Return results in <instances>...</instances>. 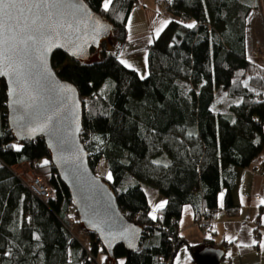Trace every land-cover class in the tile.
<instances>
[{
  "label": "trees",
  "instance_id": "16d2710c",
  "mask_svg": "<svg viewBox=\"0 0 264 264\" xmlns=\"http://www.w3.org/2000/svg\"><path fill=\"white\" fill-rule=\"evenodd\" d=\"M83 1L111 25L110 38L85 62L56 51L51 66L76 88L89 166L95 171L106 161L111 179L104 181L124 217L142 229L141 241L129 254L117 245L109 257L97 237L80 227L75 211L89 245L69 232V191L42 139H14L0 79V264H167L186 244L177 234L182 207H192L196 222L209 219L223 193V208L234 209L238 170L264 147V100L244 85L264 92V66L246 54L248 17L256 7L253 0H169L167 13L180 21H170L152 40L149 73L142 78L112 54L127 39L136 0H112L107 11L104 0ZM187 21L195 26L186 27ZM218 88L242 100L230 114L210 110ZM23 162L45 177L54 198L42 202L21 183L12 168ZM144 186L167 201L155 220Z\"/></svg>",
  "mask_w": 264,
  "mask_h": 264
},
{
  "label": "water",
  "instance_id": "95a60500",
  "mask_svg": "<svg viewBox=\"0 0 264 264\" xmlns=\"http://www.w3.org/2000/svg\"><path fill=\"white\" fill-rule=\"evenodd\" d=\"M52 10L58 24H72L67 30L57 25L60 35L54 38L61 46L52 47L43 61L39 47L23 56L26 85L19 86L17 97L10 95L17 83L11 74L0 75L6 86L8 128L18 142L44 141L50 163L69 191L80 227L97 237L109 257L120 244L129 254L138 248L142 229L124 217L113 191L90 168L88 154L80 141L81 99L76 88L62 81L51 66V56L56 51L76 61H88L91 51L98 50L110 38L111 25L83 0H58ZM33 96L38 97L35 103ZM14 100L20 103L14 104ZM49 116L52 120L45 124ZM195 258L197 264H218L221 254L219 250L206 249Z\"/></svg>",
  "mask_w": 264,
  "mask_h": 264
},
{
  "label": "crops",
  "instance_id": "0c3cea01",
  "mask_svg": "<svg viewBox=\"0 0 264 264\" xmlns=\"http://www.w3.org/2000/svg\"><path fill=\"white\" fill-rule=\"evenodd\" d=\"M172 20L180 21L170 13L161 11L160 0H136L127 21V39L117 55L119 61H125L131 65L127 68L135 70L140 76L138 64L135 62L146 64L147 51L152 40ZM188 24L195 25V22H185V25ZM252 25L256 29L255 20H252ZM254 37L255 35L252 37L253 41L248 39L246 29L247 55L251 54ZM122 64L125 66L124 63ZM146 71L148 73L147 67ZM244 85L257 92L260 99L264 100V92L249 87L247 81ZM241 101L240 97L229 98L222 88H218L210 110L214 114H230V107L239 105ZM262 130L264 135V121ZM104 163L105 170L109 173L106 161ZM143 190L150 206L151 216V202L157 200V193H155L157 191L149 187ZM221 194L223 195L220 193L217 197L218 208L210 218L212 223L207 230L203 231L199 228L190 205L182 207L181 216L177 222V234L186 244L176 250L171 264H197L195 255L206 249L219 250L221 259L218 264H264V248L259 246V242L264 239V204L261 203V200H264V147L249 166L238 170L237 183L232 191L234 209L227 211L223 208ZM75 230L79 241L87 244L85 241L89 239L88 236L79 229L75 228ZM226 237L234 239L229 242ZM205 239H210V243H204ZM253 240L257 241L256 245L241 246L242 244L251 245ZM121 261L124 262L123 259Z\"/></svg>",
  "mask_w": 264,
  "mask_h": 264
},
{
  "label": "snow or ice",
  "instance_id": "6c2138e0",
  "mask_svg": "<svg viewBox=\"0 0 264 264\" xmlns=\"http://www.w3.org/2000/svg\"><path fill=\"white\" fill-rule=\"evenodd\" d=\"M58 0H0V75H10L17 82L11 88L10 95L17 97L19 95L18 88L23 83L26 85L25 76V60L23 56L28 52L36 51L37 47L41 51L40 59L43 61L45 56L52 47L61 46L55 42V36H59L57 25L65 30L72 28V24L67 25L59 23L54 19L55 13L52 9L56 7ZM112 0H104V10L107 11ZM186 27H194V24L185 25ZM159 35V33H157ZM75 54V53H73ZM126 67H131L125 61H121ZM72 91L71 88L67 89ZM38 97L33 96L35 101ZM14 104L20 103L14 100ZM52 117L49 116L45 120V124L49 123ZM17 151L20 146L12 145ZM47 160L44 161L46 165ZM111 179V175L108 177ZM223 195L221 194V200ZM167 201L157 205L151 214L152 219H157L156 212L162 211ZM264 204V200H261ZM229 242L234 238L226 237ZM257 244L256 240L249 244H242L243 247H250ZM259 246L264 248V239L259 242ZM231 255V253H229ZM121 264H124L121 261Z\"/></svg>",
  "mask_w": 264,
  "mask_h": 264
},
{
  "label": "built area",
  "instance_id": "2783aa9c",
  "mask_svg": "<svg viewBox=\"0 0 264 264\" xmlns=\"http://www.w3.org/2000/svg\"><path fill=\"white\" fill-rule=\"evenodd\" d=\"M169 0H160V7L163 13H167L168 11ZM139 7V6H138ZM123 44H117L115 50L112 52L113 55H118L122 50ZM250 61H253L261 66H264V48L260 44L259 41H255L253 44V48L250 55H247ZM34 164L36 162L34 161ZM17 166H21V170L19 172L14 171L17 178L21 181V183L28 188V190L39 200L42 202H47L48 200L54 198V191L52 187L49 185L44 176L39 175L35 169L31 166V164L23 162L18 164ZM74 207L69 211L71 214L68 217V223L70 225L69 232L76 236L74 233L76 227V218L74 216ZM212 221L211 219H205L202 216L198 220L197 224L201 230H207ZM167 264H171V261H168Z\"/></svg>",
  "mask_w": 264,
  "mask_h": 264
},
{
  "label": "rangeland",
  "instance_id": "374dc122",
  "mask_svg": "<svg viewBox=\"0 0 264 264\" xmlns=\"http://www.w3.org/2000/svg\"><path fill=\"white\" fill-rule=\"evenodd\" d=\"M253 1H254V5H255L256 9H254L251 12L250 16L248 17L247 38L249 37L248 39H251L253 41L252 37L255 35L254 42L259 41L260 44L262 45V47L264 48V0H253ZM103 7H104V3H103ZM252 20L256 21V29H254V25H252ZM135 63L138 64L137 68L140 70L139 71L140 77L144 78L149 73V72L147 73V71H146L147 62H146V64L143 62H140V63L135 62ZM105 88L106 87L103 86L102 90H104ZM21 169H22L21 166H14L12 168L13 171H17V172H19ZM105 169H106V166H105L104 161L100 160L99 163L95 167V173L99 177L103 178V180L110 181V179L108 178L109 173ZM142 188L146 189L147 187H142ZM155 193H157V192H155ZM156 195H157V200L154 202H151V214L153 213V211L157 205H159L163 201H166L165 198L163 196H161L160 194L157 193ZM158 213H159V211L156 212L155 215L157 216ZM75 228L77 229V226ZM74 233L75 234L77 233L76 230H74ZM85 235H87V234L85 233ZM85 242H87V244H85V243L84 244L88 245V242L90 243V240L86 239ZM97 260L100 262L101 256H99L97 258Z\"/></svg>",
  "mask_w": 264,
  "mask_h": 264
}]
</instances>
